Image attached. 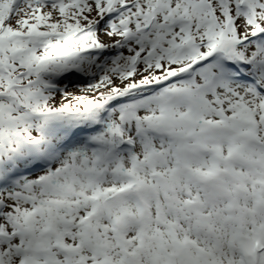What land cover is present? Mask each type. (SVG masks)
Masks as SVG:
<instances>
[{
  "label": "snow or ice",
  "instance_id": "obj_1",
  "mask_svg": "<svg viewBox=\"0 0 264 264\" xmlns=\"http://www.w3.org/2000/svg\"><path fill=\"white\" fill-rule=\"evenodd\" d=\"M0 264H264V0H0Z\"/></svg>",
  "mask_w": 264,
  "mask_h": 264
},
{
  "label": "rangeland",
  "instance_id": "obj_2",
  "mask_svg": "<svg viewBox=\"0 0 264 264\" xmlns=\"http://www.w3.org/2000/svg\"><path fill=\"white\" fill-rule=\"evenodd\" d=\"M102 39L106 42V43H110L111 41L103 36L102 34ZM89 81L86 80V79H79V80H76L75 78L73 79L72 82H69V81H64V84L61 85V87L63 88L64 85H67V91L72 93V94H75V95H82V94H85L84 91H83V88L86 86V84L88 83ZM77 85V86H76ZM62 96L63 94L62 93H57L56 94V103L59 104V102L62 100Z\"/></svg>",
  "mask_w": 264,
  "mask_h": 264
},
{
  "label": "bare ground",
  "instance_id": "obj_3",
  "mask_svg": "<svg viewBox=\"0 0 264 264\" xmlns=\"http://www.w3.org/2000/svg\"><path fill=\"white\" fill-rule=\"evenodd\" d=\"M77 86V85H76Z\"/></svg>",
  "mask_w": 264,
  "mask_h": 264
}]
</instances>
